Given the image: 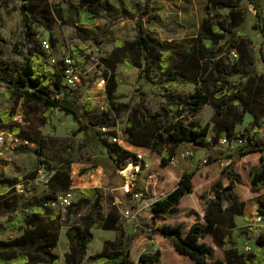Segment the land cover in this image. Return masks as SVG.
Listing matches in <instances>:
<instances>
[{
  "label": "trees",
  "instance_id": "1",
  "mask_svg": "<svg viewBox=\"0 0 264 264\" xmlns=\"http://www.w3.org/2000/svg\"><path fill=\"white\" fill-rule=\"evenodd\" d=\"M249 3L254 7L257 17L253 28L261 34L264 40V0L263 4L260 0H249ZM103 5L104 0H79L77 5L71 3L68 7H62L56 4L50 10L39 7L34 0H25L20 5L23 15L22 31L16 45V52L20 58L5 61L6 73L0 76V80L6 85L7 95L23 100L27 111L32 102L43 107L45 118H48L54 110H61L74 119L78 125L74 133H83L85 140H91V132L97 127L116 126L117 122L114 117L120 113L122 109L120 105L123 106L117 102V92L120 84L126 81L117 71L116 59H107L109 67L106 65L104 77L107 82L109 111L99 113L95 110L94 93L89 94L82 108L79 107L77 101L81 97L83 86L88 82L87 79L83 74L81 75V83L76 89V94L70 97L67 91L72 90L65 83L60 64L54 65V68L48 66V55L41 48L35 27L48 26L47 20L52 13H57L64 22L93 25L100 18L99 10ZM147 8H149L148 3ZM219 9L226 10L227 21L218 19ZM144 13L149 14L148 11ZM247 13L248 8L242 5V0H208L197 35L186 51L157 41L147 33L141 22H138V33L134 39H118L114 42L115 49L123 53L121 59L126 72L139 67V77L147 78L149 81L154 80L152 73L157 72L166 89H169L178 79H187L197 84L194 92L185 98L168 94V107H163L164 111L168 109L181 115L186 111H196L205 104H211L214 107L215 112L211 122L215 129V136L211 140L207 139L211 123L196 130L178 122L175 124L176 131L168 133L166 137L154 132L148 134V137H151L149 142L154 144L151 145L152 150L161 155L164 164H168L175 157L177 148L187 140L197 147L212 149L219 143L222 133H225L230 140L251 136L258 138H253V143L232 148L233 153L226 155L231 162L223 169L220 180L212 186L208 193L203 194V199L207 204L206 224L198 221L189 228L187 233H185L183 223L157 226L149 232L145 231L148 237L159 234L170 240L178 254L190 256L196 264H210L208 259L214 254V248L201 241L208 234L215 237L219 246L234 244L232 230L236 227L235 217L244 215L246 208V202L242 201L234 190L235 183L240 181V175L234 170V165L245 154L264 152V139L260 137L264 125L259 122L257 113L260 104L259 96L264 91V83H254V76L257 74L254 72L256 59L250 37L248 34L239 35L237 32V28L245 23ZM223 39H226L229 45L227 50L229 56L232 57L233 50L238 53V68L230 61H226L223 45L220 44ZM50 42L52 49H56L57 40L53 38V35L50 37ZM71 55L76 59L78 72L82 73L90 56L87 47L73 45ZM176 57L179 63L176 62ZM234 74L240 75L239 81L231 78ZM260 78L264 80V74H260ZM139 111L141 108L137 106L136 113ZM248 112L254 115L251 127L255 135L251 136L236 131L237 125L244 121V116ZM13 115L0 110L1 121L6 125H11V132L19 135L21 128L12 123ZM131 118L128 129L144 122V116L138 120L137 114H134ZM95 132L105 147V153L116 167L120 169L130 162L137 161L134 153L124 149L119 143L104 138L101 130L95 129ZM108 133L116 135V132L112 130ZM188 152L189 156L193 157L194 151L189 149ZM208 160H213V157L209 156ZM261 160V166L252 169L253 190H264V156ZM96 167V164L92 165L93 170ZM195 173L196 169L186 170L178 187L152 203L151 209L154 217L167 212L179 211L178 205L182 196L193 190L192 179ZM225 178L230 179L227 185L224 183ZM25 179L29 178L10 179L2 176L0 179V216L7 212L10 213L7 220L0 224V233L7 230H24V233L18 237L0 240V264L40 262L59 264L61 258L54 248L59 239L62 215L55 211V205H53V201L58 197L47 195L43 201L19 209L21 195L26 193H18L14 187H10ZM62 184V187L59 189L55 187V190H66L70 187L69 180L63 179ZM81 192L83 197L77 203H72L67 207L66 217L69 219L85 207H90V211L81 216L80 223L71 225L68 229L70 251L66 253V263L85 264L87 246L93 238L92 229L99 223L104 229L119 230L120 237L117 241L106 242L104 250L92 259L98 264H133L131 256L133 237L127 235L124 227L118 224V207H111L109 214L104 217L101 189L82 188ZM49 202L51 203L47 204ZM14 212L16 214L11 215ZM257 214L264 218V196L259 199ZM245 218L248 219V217ZM253 228L260 229L253 249L240 252L236 247H231L226 250L228 264H264V224ZM161 257L162 251L159 249L143 252L139 257V264H154L160 262Z\"/></svg>",
  "mask_w": 264,
  "mask_h": 264
},
{
  "label": "rangeland",
  "instance_id": "2",
  "mask_svg": "<svg viewBox=\"0 0 264 264\" xmlns=\"http://www.w3.org/2000/svg\"><path fill=\"white\" fill-rule=\"evenodd\" d=\"M24 1L0 0V76L6 73L5 61L20 58L16 52V45L22 31L23 15L20 5ZM260 1L263 4V0ZM34 3L41 8L51 10L56 4L62 7H68L71 3L77 5L79 0H34ZM147 3L149 8L146 9ZM207 3L208 0H105L103 7L99 10L100 18L94 25L64 22L57 13H52L47 20L48 26H37L35 30L39 35L49 40L51 35L57 40V48L53 50V54L59 61L71 54V46L84 45L87 47L90 56L83 71L88 82L83 86L81 97L77 101V105L81 108L84 101L89 98V94L94 93L95 110L99 113L109 111L110 104L106 89H98L97 82L104 77L106 65L108 66L107 59H116L117 71L126 81L120 84L117 92V102L123 106L120 105L122 109L114 117L117 122L115 127L105 129L97 127L95 129L101 130L104 133L103 137L110 141H112V137L116 136L117 143L135 155L137 153H153L151 147L154 144L149 142L151 137H148V134L154 132L166 137L168 133L176 131L175 124L178 122L196 130H200L208 123H211V127H213L211 118L215 112L214 107L211 104H205L196 111H186L181 115L168 109L164 111L162 108L168 107V94L185 98L194 92L197 84L187 79H178L172 83L169 89H166L157 72L152 73L153 81L140 78L139 67L126 72L121 59L123 53L115 49L114 42L118 39H134L138 33V22H141L147 33L157 41L186 51L197 34L205 15ZM242 5L248 8V13L245 23L237 28V32L239 35L244 33L250 37L256 59L254 72L257 74L254 76V83H264V80L260 78V74H264V40L261 34L253 28L257 20L254 7L249 3V0H242ZM145 11H148L149 14H145ZM225 14L226 10L219 9L218 19L227 21ZM220 44L223 45L226 61H230L238 68L239 58L229 56L227 53L229 45L226 43V39L221 40ZM176 62L179 63L177 57ZM48 66L54 68L51 61H48ZM231 78L234 81H239L240 75L234 74ZM67 92L70 97H74L76 89ZM259 100L257 113L259 122L264 125V91L260 93ZM137 106L141 108V111L136 113ZM0 110L24 115V121L15 124L21 128V133L17 134L14 144L4 149L0 162V176L10 179L33 178L42 167L47 168L53 175L49 182L33 185L26 194H20L19 209L43 201L47 195H56L59 199L61 195L69 191L74 193L72 203H77L83 197L81 189L89 187L102 190L100 194L106 207L110 198L114 196L123 200L122 205L131 209L135 207V205L133 206L134 192L126 189L122 172L126 165L120 169L116 167L105 153V147L95 129L91 132V140H85L83 133H74L78 127L74 119L61 110L56 109L48 118H45L43 107L32 102L29 104V111H27L24 108L23 100L7 95L6 85L1 80ZM134 114H137L138 120L144 116V122L128 129L127 126ZM253 121L254 115L246 113L244 121L237 125L239 133L255 135L254 129L251 127ZM0 130L10 132L12 128L11 125H6L0 119ZM110 130L115 131L116 135H110L108 133ZM128 130L130 131L128 132ZM25 139H28L31 144L23 145L22 141ZM237 146L234 145L233 148ZM216 147L203 149L187 140L177 148L176 153H189V149L194 153H205L199 160V164L203 165L206 164L204 160L207 157L209 159V155L206 156L207 153H219L220 158L225 159H229L226 158L228 154L222 155L221 153H233L231 147H222L221 149ZM94 164L97 165L95 170L92 169ZM244 165L242 166L243 170H245ZM63 179L69 180L70 187L66 190H55V187L59 189L63 186ZM137 183L135 191H140V187L146 191L140 179L137 180ZM116 187H121L122 190H117ZM143 200L136 202V206ZM258 202L259 196H255L249 201V209H252L250 212L252 218L250 227L252 228L260 226L256 222L258 214L254 208ZM54 208L62 215V222L59 226L61 232L66 231L71 225L80 223L81 216L90 211V207H85L68 219L66 217L67 207L57 203ZM149 210L150 208L142 210L137 219H132L136 222L139 232L145 234L155 228L146 224V220L149 219V213H147ZM15 214L16 212L11 215ZM9 216V212L1 215L0 224L4 223ZM97 232L98 229L95 233L97 234ZM20 234L19 230L7 231L0 234V239H11ZM254 237L255 235L248 232L245 239L253 243ZM240 242L241 240H237L238 244ZM64 246L63 242H60L59 250L64 251L66 249Z\"/></svg>",
  "mask_w": 264,
  "mask_h": 264
},
{
  "label": "crops",
  "instance_id": "3",
  "mask_svg": "<svg viewBox=\"0 0 264 264\" xmlns=\"http://www.w3.org/2000/svg\"><path fill=\"white\" fill-rule=\"evenodd\" d=\"M236 131L239 132L237 128ZM214 136L215 129L211 127L207 139L211 140ZM224 136H226V134L222 133L220 139ZM216 146H218V148L220 149L223 147L220 143H218ZM204 154L205 153H194L193 157H190L189 153H177L175 155V160L173 163L170 161L168 164H164L162 162L161 155L157 152L153 151V153H143V155L145 156L144 162L142 164V171L141 173L136 175V178L131 188L128 187L126 184V189L131 190L133 192H143L144 199L146 200L156 201L165 197L181 184V177L183 176L186 170L190 168L196 169V173L192 179L193 190L192 192L186 193L182 196L178 205L179 211L174 213L167 212L161 216L154 217L152 209H150L149 211H147V213H149V219L146 220V224L153 227H157L163 225H176L183 223L185 224V233H187L189 228L196 222L201 221L204 224L207 223L205 219L207 204L206 201L203 199V194L208 193L211 190L212 186L220 180L223 168L231 162V159L220 158L219 153H207L206 156H212L213 160H208L207 157V159L204 160L206 164H199V160L203 158ZM262 156H264V152L248 153L243 155L235 163L234 169L236 173L240 175V181L235 183L234 190L239 196V198L242 201L246 202V208L244 215H237L235 217L236 227L232 230V238L234 244H225L223 246H219L215 240V237L212 234H208L204 239H201V241L206 242L208 245L214 248V254L208 259L210 264H228L226 258V250L230 249L231 247H236L240 252H244V244L246 241H249L245 239L246 233L248 232L250 234L255 235V237L253 238L252 247L255 246V240L259 234L260 229L250 227L252 220L250 212L252 211V209H249V201L255 196H259V199L262 198L264 196V190L261 191L252 189L251 173L252 169L261 166ZM243 164H245V170L242 169ZM138 179H140L141 183H143L144 187L146 188V191H144L142 187H140V191H135L136 185L138 184ZM229 182V178L224 179V183L226 185ZM121 187L116 188L117 190L121 191ZM133 199V206L135 205L136 207L135 203L140 200L137 199L135 196ZM121 203H123V200L119 199V197L114 196L113 198H110L109 204L107 203L106 207L104 204V199H102V213L104 217H106L109 214L111 207H118V224H121L124 227L127 235L133 237L131 247V256L134 262L133 264H139V257L141 253L152 252L158 249L162 251V257L160 262H156L154 264H196L190 256L178 254L174 244L163 236L155 234L151 238H149L145 235V233L139 232L138 227L136 226V222L133 221L131 218L125 216L123 213L124 211L130 210L131 208H128L127 206H124ZM258 205L259 202L254 205L256 213ZM245 217H248V219H246ZM95 226L92 229L93 238L87 246L85 264H98L96 260L92 259V257L100 254L104 250L106 242L117 241L120 237L119 230L104 229L100 226L99 223ZM96 228L98 229L97 234L95 233V231L97 230ZM68 229L66 231H60L57 245L54 248V251L59 254L61 258L59 264H67L66 253L70 251V239L68 237ZM18 230L21 232L20 235L24 233V230ZM237 240H241V242L238 244ZM60 242H63V244L65 245L64 247H66L64 251L59 250ZM249 242L251 243V241ZM34 264L44 263L40 262Z\"/></svg>",
  "mask_w": 264,
  "mask_h": 264
},
{
  "label": "built area",
  "instance_id": "4",
  "mask_svg": "<svg viewBox=\"0 0 264 264\" xmlns=\"http://www.w3.org/2000/svg\"><path fill=\"white\" fill-rule=\"evenodd\" d=\"M38 41L41 45V48L47 53V60L51 61L53 65L60 64L62 72H63V78L65 80V83L67 84V87L70 90H75L78 88L79 84L81 83V75H84V71L82 73H79L77 70V62L75 57H73L71 54L64 57L61 61L57 59L56 56L53 54V49L51 42L48 38H45L41 35H37ZM232 57L237 58L238 53L236 51L231 52ZM60 62V63H59ZM106 78L102 77L98 80L97 82V88L100 90H105L106 89ZM24 121V115L22 113H16L13 115V124L20 123ZM105 129V128H104ZM260 137L264 139V126L261 129ZM257 138V136H251L249 138H236L233 140H230L227 136H224L223 138L220 139L219 143L223 147H233L234 145L238 146H244L247 143H253L254 139ZM17 139V134L13 132H7L5 130H0V162L1 158L4 154V149L9 148L12 144L15 143ZM258 139V138H257ZM113 142H118V138L112 137ZM22 144L27 146L30 145L31 142L28 139H25L22 141ZM137 161L135 162H130L126 166L123 167L122 172L124 174L125 182L128 187L131 188L133 185V182L135 180V177L137 174L141 173L142 171V164L144 162V155L142 153H137L136 154ZM175 160V157L172 158L171 162L173 163ZM52 173L48 171L47 168L42 167L39 169L36 177L34 178H29L25 179L10 188H15V190L18 193H27L28 188H30L33 185L36 184H43L49 182L50 178L52 177ZM1 179V176H0ZM0 194H1V189H0ZM134 196L139 199L140 201L144 199V193L143 192H134ZM74 199V193L73 192H67L64 195H61L59 199L57 198L55 201H53V205H56L59 203L63 207H68L72 204ZM154 201L146 200L144 199L141 204L137 205L136 207H133L130 210L124 211V215L127 216L128 218L131 219H137L138 216L141 214L142 210L146 208L151 209V205ZM51 202L47 203L50 204ZM256 222L260 225L264 224V218L261 215H258L256 217ZM253 249L252 243L249 241H246L244 244V251L248 252Z\"/></svg>",
  "mask_w": 264,
  "mask_h": 264
}]
</instances>
